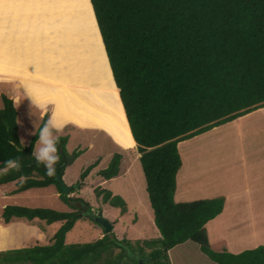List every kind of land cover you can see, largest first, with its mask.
I'll return each instance as SVG.
<instances>
[{"label":"trees","instance_id":"16d2710c","mask_svg":"<svg viewBox=\"0 0 264 264\" xmlns=\"http://www.w3.org/2000/svg\"><path fill=\"white\" fill-rule=\"evenodd\" d=\"M89 2L160 235L118 240L106 233L93 241L67 243V231L83 216L79 207L70 204L71 210L61 211L8 204L0 213L2 225L40 220L60 226L50 244L0 251V264H138L139 258L146 264H171L169 251L185 241L197 244L215 264H264V245L239 253L210 247L205 225L222 211L223 197L174 200L181 165L178 143L264 106V0ZM0 99V185L14 182L11 193L55 185L65 202L79 199L68 196L74 188L63 194L53 173L63 179L81 150L69 152L68 136L58 135L48 161H41L34 154L38 134L22 145L16 104L8 93ZM121 158L115 152L98 174L117 176ZM75 184L79 187L80 181ZM102 193L103 202L125 209L121 195L95 190L98 197Z\"/></svg>","mask_w":264,"mask_h":264},{"label":"rangeland","instance_id":"374dc122","mask_svg":"<svg viewBox=\"0 0 264 264\" xmlns=\"http://www.w3.org/2000/svg\"><path fill=\"white\" fill-rule=\"evenodd\" d=\"M30 2L29 4L25 3L27 8H23L28 16L26 21L28 29H24L25 24H19L17 30L14 31L19 32L20 37L26 42V46L31 41L25 40L24 36L27 39L44 37L47 44L44 50L39 44V48L37 45L35 47L29 46L30 49L23 47L24 55H28L25 57L27 63L18 64V66L23 67V72L28 76L66 80V78L61 79L64 77L62 73L65 70V74L70 71V78L79 81L78 83L81 84L90 82L92 85H99V83H103L105 86L111 85L112 73L108 59L101 58L98 54L94 55L99 53L101 44L97 41V33L99 37L100 34L89 1L30 0ZM57 35H59L58 40L61 45H64L61 43L63 38L68 42L67 45L69 46L66 50L62 51L58 47L57 41L56 43L48 42V38ZM16 36L18 34L14 35V39L18 40L19 37ZM87 43V47H80V44L86 45ZM32 44L34 43H30V45ZM62 54L65 55L64 61H62L63 58H60L63 56ZM66 55H70L69 62ZM51 57H57L56 62L53 61L52 63ZM3 60L4 57L0 56V96L2 93H8L16 104L21 144L26 146L31 138L38 134L34 154L41 161L47 162L55 148L53 142L55 136L67 135V150L72 152L78 149L81 150V153L72 164L65 168L63 176L65 183L72 185L75 189L68 196L74 195L75 198L79 199H75L73 202H65V198L59 196L55 185L11 193L16 185L14 182H9L0 185V213L3 207L8 204L49 207L55 210L68 211L71 210L70 204L78 207L77 204L79 203L81 205L88 203L93 212L102 214L103 217L113 223L112 230L108 233L111 237H116L119 240L159 236L160 233L153 222L152 209L145 188V179L135 145L136 142L126 119L124 124L123 115L121 118L119 117L120 121L117 119L111 121L112 119L105 120V113L99 110L98 116L93 114V107L90 104L92 93L89 91L82 92L84 95L81 94L80 98L79 96L72 97L68 91L61 94L51 91L50 102V100L45 99L43 83L34 84L30 82L31 85L19 78L2 75L6 72L16 74V69L13 70L14 66L9 65L7 66L8 69H3ZM35 85L40 86L37 89L40 93L39 96L34 93L36 91ZM46 87L48 88V86ZM105 93L102 100L105 98L109 102L110 107H112L111 112L117 113L119 109L121 110L117 92ZM60 95H63L64 99ZM92 103H94L93 98ZM256 115L257 118H261V114L258 112L252 116ZM229 134L230 131L219 127L214 131H207L199 139L194 137L182 140L178 144L180 157L183 158L184 145L198 144L220 149L219 146H224L222 143L224 141L233 147L236 156H240L241 153L238 152L240 149L243 150L245 160L250 149L249 144L260 145L264 142V128L256 129L253 127L251 133L245 132L243 137L234 133L227 140ZM115 152L122 154L119 174L113 178L104 179L98 174V171L108 165ZM90 164L92 165L89 171L81 178L79 175ZM77 181H80L79 187L76 184L73 185ZM99 187L121 195L126 202L125 209L122 210L119 206H112L109 202H103V193L99 197L95 195V190H98ZM177 190L178 187L174 190V199L178 202L193 201V199L201 198L208 192H212L208 188H202L199 191L183 193L184 197H179ZM225 225L226 223L220 224V226ZM59 226V222L47 224L40 220L26 223L17 220L6 226L0 224V251H2L1 249L9 250L23 247L29 243L50 244V238ZM104 234L106 232L101 225L83 215L67 231L65 240L67 243H83L93 241ZM16 244L18 246H15ZM169 257L171 264H215L200 251L197 244L190 241H185L172 248L169 251Z\"/></svg>","mask_w":264,"mask_h":264},{"label":"crops","instance_id":"0c3cea01","mask_svg":"<svg viewBox=\"0 0 264 264\" xmlns=\"http://www.w3.org/2000/svg\"><path fill=\"white\" fill-rule=\"evenodd\" d=\"M25 3L29 4L31 2L30 0H0V56L4 57L3 69L6 70L9 65L15 67L13 70L16 69V74H8L9 72H6L2 75L16 77L22 81L24 80L34 84L38 82L43 83L45 86V99L50 100V102L52 98V95H50L51 91L59 94L68 91L72 97L79 96V98L80 95L83 94L82 92L89 91L92 93L91 96L94 99V103H92V98L90 101L93 107V114L98 116L99 110L105 113V120L112 119L111 121H113V119L120 121L119 117L121 118L123 115L125 124V119L127 120V118L120 102L119 91L113 82L111 85L107 84L106 86L103 83H99V85H92L90 82L81 84L78 83L79 81H74L70 78V71L65 74V70H63L64 73H62L64 77H61V79L66 78V80H60V78H58V80H50L28 76V74L23 72V67L18 66V64L27 63L25 57H28V55H24L23 47L30 49L29 46L35 47L37 45L38 47L39 44L41 49L44 50L47 44L44 37L40 39H27V37L24 36L25 40L34 43L32 45L29 43L26 46V42L20 37L19 32L14 31L17 30L19 24H25L26 26L24 29L27 28L26 21L28 16L23 9L27 8ZM16 34H18V36H16L19 37L18 40L14 39V35ZM56 37H51L47 40L51 43H56L57 41L58 47L62 51L66 50L69 45H67L68 42H66L65 38L61 40V43L64 45H61L58 40L59 35ZM97 41L101 44L100 54L95 53L94 55L98 54L101 58L106 59V54H104L105 50L98 33ZM87 45L88 43L86 45L80 44V47H87ZM69 57L70 55H66L68 62L70 61ZM56 58L57 57H51V62H56ZM60 58H63L62 61H64L65 55ZM16 63L17 65H15ZM46 86H48V88ZM39 87L35 85L36 91H34L38 96L40 94L37 90ZM106 89H116L115 92H117V96H119L118 102L121 108L117 113L111 112L112 107H110L109 102L105 100V98L102 100V96L104 97L106 94ZM60 96L62 97L63 95ZM56 98L58 100V96ZM62 98L64 99V97ZM257 112L261 114V118H257V115L252 116ZM122 122L120 123L122 124ZM219 127L230 131L227 140H229L234 133L235 135L243 137L245 132L251 133L253 127L256 129L264 128V106L233 120L214 126L188 139L194 137L199 139L203 137L207 131H214ZM222 143L224 146H219L221 147L220 149L198 144L192 146L184 145L183 158L181 157V165L176 175V186L178 187L177 195L179 197H184L186 193L208 188L212 192H208V194L205 195L203 194L204 196L198 199L223 197L224 205L222 211L205 225L208 240L213 250L239 253L245 249L264 245V142L260 145L249 144L250 149L248 150V155L245 160L243 150L240 149L238 151L241 153L240 156H236L232 146H229V144L224 141ZM225 153H227V155H225ZM176 186L175 190L177 188ZM221 219L222 222L220 221ZM221 223H226V225L220 226ZM15 246H18V244Z\"/></svg>","mask_w":264,"mask_h":264},{"label":"water","instance_id":"95a60500","mask_svg":"<svg viewBox=\"0 0 264 264\" xmlns=\"http://www.w3.org/2000/svg\"><path fill=\"white\" fill-rule=\"evenodd\" d=\"M105 49V46H104ZM32 164H37L36 161L31 160ZM54 179L58 182L59 187L62 193H69L73 186L66 185L65 181L62 177L58 174V172L53 173ZM77 206L81 209V211L93 221L101 225L106 233H109L112 230V223L102 216V214L94 213L87 205H81L80 203ZM138 264H146L142 258L138 259Z\"/></svg>","mask_w":264,"mask_h":264},{"label":"bare ground","instance_id":"6f19581e","mask_svg":"<svg viewBox=\"0 0 264 264\" xmlns=\"http://www.w3.org/2000/svg\"><path fill=\"white\" fill-rule=\"evenodd\" d=\"M83 10H84V8H83ZM86 10V9H85ZM85 28H86V26H85ZM88 28V27H87ZM74 40V39H73ZM71 43V42H70ZM113 87V86H112ZM110 88H111V86H110ZM115 91H116V89H106L105 90V92H112V93H115Z\"/></svg>","mask_w":264,"mask_h":264},{"label":"clouds","instance_id":"9594fccd","mask_svg":"<svg viewBox=\"0 0 264 264\" xmlns=\"http://www.w3.org/2000/svg\"><path fill=\"white\" fill-rule=\"evenodd\" d=\"M95 15V14H94ZM96 18V17H95ZM124 108V107H123ZM125 111V110H124ZM126 115V114H125ZM130 128V127H129ZM131 131V130H130ZM132 134V133H131ZM135 145H136V143H135ZM67 185V184H66ZM72 186V185H71ZM73 189V188H72ZM71 189V190H72ZM67 194V193H66ZM74 205V204H73ZM88 206V205H87ZM89 207V206H88ZM90 208V207H89ZM91 209V208H90ZM92 210V209H91ZM95 213V212H94ZM83 215H85L84 213H83Z\"/></svg>","mask_w":264,"mask_h":264}]
</instances>
